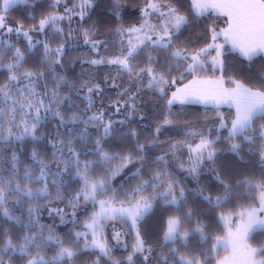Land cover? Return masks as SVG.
<instances>
[{
	"label": "snow or ice",
	"instance_id": "6c2138e0",
	"mask_svg": "<svg viewBox=\"0 0 264 264\" xmlns=\"http://www.w3.org/2000/svg\"><path fill=\"white\" fill-rule=\"evenodd\" d=\"M24 0H0V32L11 34L13 32L20 34L28 41V49L35 47V43L29 34V31H23V25L13 28L6 23L4 13H7L13 5L22 3ZM60 0H56L59 4ZM120 0H113V10L119 12ZM94 7V0H80L79 5H73L72 8L65 7L63 14H49L39 21V25L30 31L43 32L46 26L56 25L58 21L68 19L71 21L73 16H79L81 20L88 15L89 9ZM191 7L195 10L196 15H203L207 10L212 9L219 16L226 18L227 27L216 31L213 27L210 29L212 43L199 51L189 52L185 47H177L173 37L180 32L181 28L189 23V19L181 11L169 3L164 10V6L149 0L141 9V19L138 24L130 27H117L116 33L121 38L120 54L112 59H93L91 64L107 63L117 65L118 70L127 72L129 76L135 74L137 83H140L142 77L140 73L147 72L150 77L148 87L155 89L157 86L168 83L167 76L173 71L181 72V77L185 73L193 76V79L183 88H177L172 93L171 99L167 100L168 106L175 102L180 103L203 101H213L215 104L228 103L235 107V118L231 121L229 129V140L240 139L241 141H252L256 136L259 137L260 147L259 155L261 163L264 164V65L252 75L245 79L229 78V83L234 87H225V81L221 77L216 80H202L198 74L204 69L205 61L210 54V50H215V56L212 57L213 65H218L223 70V60L225 45H230V51L240 54L245 60L252 62L255 57L264 55V0H192ZM78 9V10H77ZM151 10V11H150ZM156 13L160 22L152 23L150 17ZM57 33H62L63 29L56 28ZM96 34L94 29H87L83 32L86 44H91L96 49L104 41L93 40ZM71 33H69V38ZM223 36V43L216 41ZM127 39V46H124V40ZM5 42L0 41V45ZM12 52V63L6 67L10 75L7 82L0 84V141L12 144L13 139L18 142H24L26 137H31L33 141L41 139L38 135V128L46 116L51 114L58 119L59 124L55 134L49 139V144L53 149L51 160L45 158L36 147H33L30 160L31 163L25 165L20 159L18 151L11 153L7 161V167L0 163V216L9 220L15 219L17 223H22L20 217L14 216L13 212L17 205L21 208L27 204L28 224L25 227L28 232L20 241H14L11 236L0 242V264H5L4 253L15 252L19 250L22 256H28L27 264H73V258L79 251L78 244L81 237L84 238L85 248L91 247L97 249L99 256L95 264H99L100 257H110L111 248L104 238L103 227L106 221L119 220L122 223L130 222L131 228L135 231L132 255L128 256L129 264H132L133 255L136 253L148 252L151 254V247L146 248V242L141 237L138 228L139 223L150 213L157 202L158 197H164L166 204H177L184 197V189L180 188L177 193L176 183L171 180H165L166 173L157 171L153 174L151 180H142L123 194L118 193L110 187L109 179H94L89 175L92 161H85L83 165L80 160V153L76 150L73 136L79 140L87 139V127L75 133L73 129H68V135L60 132V128L67 124L83 123L85 126L91 124L97 128H102V135L96 140V151L99 158L103 161H111L115 157L108 152L103 151L101 141L104 137L110 135L113 129V121L104 116L103 111L92 115L84 116L92 106L91 94L101 91L100 85L96 84L88 87L89 93L88 105L83 112L73 111L71 115H66L60 110V105L65 101L72 103L69 97H62L60 93L63 77H56L54 87L49 91L47 85H44V91H38L39 77L43 73H34L32 71H22L25 52L20 48H14L10 43L7 45ZM44 55L49 64L59 63L58 57L63 53L64 46L61 44L53 50L49 43L44 42ZM147 55L145 67L135 72L138 65L135 63L139 55ZM159 51H168L169 59L175 61L174 65L169 66L163 71H157L154 68L159 67L154 53ZM186 65V66H185ZM175 83V81H173ZM116 86V85H113ZM159 91L165 94L164 88L160 87ZM128 89L125 88L121 93L123 97ZM128 100L133 101L135 107V96L129 95ZM119 111L120 101L114 102ZM127 103V100L125 101ZM120 123H123L121 121ZM170 119H165L164 124H170ZM221 127H226L221 116ZM18 130V131H17ZM157 133L160 131L156 129ZM7 132V135L4 133ZM251 133L252 135H249ZM135 135V133H132ZM214 141L200 134V141L195 147L189 145V151L194 154L191 173H196L198 166L204 159L212 160L216 150L213 148ZM173 149L176 145L171 146ZM140 151H143V145H138ZM241 145L233 142L230 151L239 152ZM120 167L112 170L111 177L119 174V171L126 167L133 160L132 156L121 157ZM163 159L162 157L160 158ZM192 159V156H190ZM55 164V170L51 167ZM75 172L79 178L81 187L72 197L68 198V206L72 207V215H75V208L81 200L84 203L91 202L93 206H99L98 211H94L85 224L87 231L77 232L75 234V246H65L64 241L59 237H53L52 230L49 229L47 237L43 233V225L38 231H33L38 224V214L41 208L42 200H51L50 189L55 187L59 189L63 186L65 173L69 176ZM216 179L223 186V195H217L213 198L212 194L204 195L203 192L198 194L208 202L209 205L222 207L223 203L230 198L234 191L242 189L245 184L260 187L264 189V183L252 185L248 180H237L232 182L230 176H221L217 173ZM148 188L153 189L152 195H145ZM159 189V191H157ZM109 192L111 195H109ZM123 195V199L120 196ZM99 197H105L100 199ZM57 199H62L59 191ZM55 211L60 216L61 222L67 215L64 208H52L50 213ZM195 213L189 210L181 216H169L166 222L163 239L166 243L183 241L187 242L190 238L199 233L202 240H207V226L198 218L195 224H192V217ZM238 217L233 222L232 217ZM220 219L225 222L227 233L224 237L217 236V243L223 242L224 246H231L232 255L225 257L218 264H264V244L253 247L249 243V238L254 233L264 234V191L260 196L259 206L241 207L238 211L222 212ZM187 225V227H186ZM89 234L91 240H88ZM7 236V232L5 231ZM122 233L114 232L113 239L119 241ZM45 241L54 243L57 251L49 260L40 254ZM36 249V254H32V249ZM216 245L209 249L208 253H201L200 256L179 254V250L172 248L168 255H162L159 259L161 264H170L169 255L173 257L171 264H211V252ZM145 261L151 264L149 255L144 256Z\"/></svg>",
	"mask_w": 264,
	"mask_h": 264
},
{
	"label": "trees",
	"instance_id": "16d2710c",
	"mask_svg": "<svg viewBox=\"0 0 264 264\" xmlns=\"http://www.w3.org/2000/svg\"><path fill=\"white\" fill-rule=\"evenodd\" d=\"M159 1L172 3L174 7H177L182 14L188 17L189 23L173 37V40L177 47L181 49L186 47L189 52L199 51L212 43L210 29L214 27L217 30L225 25L219 15H196L195 10L191 7L192 0ZM64 2L66 7H72L76 0H65ZM148 2L149 0H120L118 5L120 10L116 12L113 10V0H94V7L89 9V14L85 19L78 20L77 27L82 33L87 29H94L96 34L92 39L105 42L99 45V52L96 53L82 43H75L72 36L69 38V33H73L74 26L65 25L66 37L63 38H61L60 33L50 35L53 30L52 26L44 29L43 32L30 31L39 25L40 19L44 16L56 14L59 11L54 0H25V3L18 4L10 9L7 14L5 13L6 23L13 28L23 25V31H29L33 41L39 43L29 50L28 41L22 32L20 34L0 32V41L5 42L0 45V84L7 82L10 73L6 66L13 62L12 52L7 46L9 43L14 48H20L21 51L25 52L22 71L44 74L39 77L41 87L44 88L46 84L50 91L56 83V77H63L60 87L61 96L69 97L72 101V103L65 101L60 105V110L66 115H71L73 111L77 110L83 112L88 105V87L99 84L101 91L91 94L92 106L84 118L86 119L87 116L102 110L106 120L111 119L113 121L114 131L104 137L101 141V147L103 151L115 158L108 162L99 158L96 151V140L102 135V128H97L91 124L85 126L83 123L67 124L60 128V132L68 135V129H73L75 133H79L81 129L87 127L86 140L82 141L73 136L76 150L80 153V160L92 161L89 175L94 179H109L110 187L118 193L123 194L130 191L142 180H151L155 172L164 171L168 166L172 169L176 153L171 146L176 145L177 147V145L181 146L187 143L194 146L199 143L200 134L209 135L211 138H220L214 143L217 146V152L214 158L209 161V166L210 163L211 166H214L216 174L220 173L222 177L230 176L233 183L242 179L251 181L252 185L264 183V164L261 163L259 155V137L256 136L252 141L229 140L227 130L221 127V116L225 125L231 124L235 118V112L232 108L223 107L219 109L195 104L168 106L167 100L170 99L172 92L187 84L193 78L192 75L185 73L182 78L181 72L173 71L170 76L166 77L169 86L167 85L165 94L162 95L158 87L155 89L148 87L150 78L147 74L140 73L142 80L137 83L135 74L129 76L127 72L118 70L119 66L117 65L107 63L93 65L90 63L93 59L114 58L119 55V35L115 29L138 24L141 19V9ZM65 40L66 44L64 43ZM44 42H49L53 48L65 44L63 55L58 57L59 63L49 64L44 55ZM229 49L230 46H226V52L223 55V70L213 67L210 58L214 52H211L205 61L207 67L198 76H223L227 81L229 78L245 79L254 74L261 65H264V56L262 55L249 62L239 53ZM147 51L145 50V54L137 57L135 63L138 67L135 72H139L140 68L145 67ZM154 56L159 65V67L154 65L157 71H163L169 64L174 65L176 63L169 59L168 51L155 52ZM125 88L128 89V92L122 97L121 93L124 92ZM129 95L135 96V107H133V101L128 100ZM126 100L127 103H125ZM116 101H120L119 111H117V106L114 103ZM166 118L170 119L172 123L164 124ZM121 121L123 123H120ZM58 124V119L49 115L39 125L37 134L41 136V139L33 141L31 137H26L22 143L13 139L11 145L0 141V163L7 167L11 153L18 151L20 159L25 165H28L31 163L30 154L33 147L44 154L46 159L51 160L53 149L49 144V139L55 134ZM157 128L160 129L158 133ZM4 135H7V132ZM249 135L252 134L249 133ZM233 142L241 145L239 152L230 151ZM138 145H143V151H140ZM178 154L187 156V148L181 147ZM164 155H166V159L161 160V156ZM125 156H132V162L123 167L116 177H110L107 166L113 167V165L120 164V158ZM51 167L55 170L54 163ZM186 179L189 190L185 192L186 199L183 205L175 208V206L163 202V198L157 199L153 210L139 223L140 235L146 242V248L151 247L152 252L151 254L148 252L136 253L133 255L132 264H148L144 259L145 255H149L151 264H161L159 258L162 255H168L172 248L178 249L179 254L183 255L200 256L202 252L208 253L209 249L215 245V236L223 235L226 232V227L220 219L221 213L237 211L241 207L256 206L259 199L249 191H263L260 187L245 184L242 189L234 191L222 207H215L209 205L198 194L199 192H203L204 195L211 193L213 198L217 195H223V186L215 176L202 175L197 180L200 183V189H196V182L193 181L195 179L189 177ZM80 187L81 182L75 176L74 170L71 176L65 173L63 186L59 189L51 188V200H44L45 205L40 216L37 217L38 224L35 231H38L43 225L45 237L48 236L49 229H51L53 237H59L64 241L65 246H75V234L85 230V224L89 217L98 210V205L94 207L91 202L86 204L81 200L75 208V215H72L73 209L68 206V198L75 195ZM58 191L62 199L56 198ZM109 195H111L110 192ZM122 198L123 195L120 196V199ZM52 208L65 209L67 215L64 216L63 222L55 211L50 213ZM189 210L195 213L192 217V224L194 225L198 218L207 226L209 238L202 240L200 234L196 233L187 242L166 243L163 236L168 217H183ZM27 224L26 220L23 224L0 220V242L6 240L8 236H11L14 241L22 240V237L28 232L25 227ZM128 226L120 222L119 225L118 222L108 224L105 236L111 248V256L100 257L99 264H129L127 258L132 255L135 231L132 230L131 225ZM115 231L122 233L119 241L113 239ZM249 240L253 247H258L264 244V234L254 233ZM44 247L46 250L49 249L48 252L55 253L57 251V246L54 243L45 241L40 254L43 253ZM78 248L79 251L73 258V264H95L99 256L97 250H84L82 243L78 244ZM31 251L33 255L36 254L35 248ZM214 253L215 250L211 252V264H216L217 258ZM28 259V256L21 254L15 256L16 264H24ZM172 260L173 257L169 255L170 264Z\"/></svg>",
	"mask_w": 264,
	"mask_h": 264
},
{
	"label": "rangeland",
	"instance_id": "374dc122",
	"mask_svg": "<svg viewBox=\"0 0 264 264\" xmlns=\"http://www.w3.org/2000/svg\"><path fill=\"white\" fill-rule=\"evenodd\" d=\"M65 0H60V3L59 4H56V0H54V4L58 7V13H56V14H63L64 13V9H65V2H64ZM154 2H157V3H159V4H161L162 6H164V10H166V7H167V5H168V3H166V2H162V1H159V0H154ZM23 3H25V0H24V2H22V3H17V4H15V5H13V7H15L16 5H18V4H23ZM79 3H80V0H76V2L74 3V5H79ZM12 7V8H13ZM73 7V6H72ZM72 7H68V8H72ZM12 8H10V9H12ZM9 9V10H10ZM8 10V11H9ZM78 10V9H77ZM151 11V10H150ZM205 13H212V14H216L215 13V11H213L212 9H209V10H207ZM7 14V13H6ZM6 14L4 13V15L6 16ZM88 14H89V11H88ZM88 15H86L85 17H84V19L87 17ZM158 17V14H156V13H154L153 15H152V17H150V20H151V22L152 23H159L160 22V20L157 18ZM220 17H222V16H220ZM222 19H223V22H224V27H222V28H219V29H217L216 31H220L221 29H223V28H226L227 27V24H226V18L225 17H222ZM78 20H81V18L79 17V16H73L72 17V19H71V21H69L68 19H64V20H62V21H58L57 22V24L56 25H52V27H53V30H52V32L50 33V35L52 34V33H57L56 31H55V29L56 28H61V29H63V32L62 33H60L61 34V38H63V37H66L65 36V31H66V26L65 25H68V26H74L75 28H74V30H73V33H71V36L73 37V40H74V42L75 43H77V44H79V43H82L83 45H86V46H88L90 49H92L94 52H96V53H98L99 52V46L96 48V49H93V47H92V45L91 44H86L85 43V41H84V36H83V33L78 29V27H77V22H78ZM50 26H46L45 27V29H47V28H49ZM184 27V26H183ZM182 27V28H183ZM181 28V29H182ZM80 41H82V42H80ZM118 42H119V46H118V53L120 54V50H121V38L118 36ZM217 43H223V41H216ZM47 43H49V42H47ZM64 43L66 44V40L64 41ZM36 44L37 43H35V46H36ZM50 44V43H49ZM65 44H63V46L65 47ZM50 46H51V48L53 49V50H55L56 48H53L52 47V45L50 44ZM124 46L126 47L127 46V39L125 38V40H124ZM226 46L227 45H225V48H224V53L226 52ZM211 52H214V54L212 55V57L213 56H215V50L213 49V50H210V53ZM238 53V52H237ZM63 55V53L59 56V57H61ZM212 57L210 58V62L212 63ZM115 58V57H114ZM103 59H112V57H109V58H104L103 57ZM221 59L223 60V66H224V58H223V56L221 57ZM212 65H213V63H212ZM207 67V63L205 62V64H204V68H206ZM213 67L214 68H216V69H221V67L220 66H218V65H213ZM142 74H147V72H143ZM148 75V74H147ZM223 78L224 79V81H225V84H224V86L225 87H234V85H232V84H230L228 81H227V79H225L223 76H198V78L199 79H202V80H216V79H219V78ZM150 78V77H149ZM193 78H191L190 80H189V82L192 80ZM188 82V83H189ZM187 83V84H188ZM167 85L169 86V83H167L166 85H161V86H157L158 88H160V87H163L164 88V91H166V88H167ZM186 85V84H185ZM184 87V85L183 86H181V87H179V88H183ZM37 90L38 91H41V92H43L44 91V88L43 87H41V85H40V83H39V80H38V86H37ZM176 90H174L173 92H175ZM172 92V93H173ZM172 95V94H171ZM170 99H171V96H170ZM178 104H195V105H202V106H207V107H209V106H211V107H217V108H219V109H221V108H223V107H228V108H232L233 110H234V112H235V107L234 106H230L228 103H223V104H219V105H217V104H215L213 101H211V100H209V101H207V102H203V101H193V102H185V103H180L179 101H177V102H175L173 105H171V106H174V105H178ZM236 114V113H235ZM41 115L42 116H49V115H51V114H45L44 112H43V110L41 111ZM46 119V118H45ZM45 119L44 120H42L41 122H44L45 121ZM41 124V123H40ZM223 129H225V130H227V136H229V129L231 128V124H228V125H226V127H222ZM208 139H210V140H213L214 141V143H216V141L218 140V139H220V138H211L209 135H207L206 136ZM189 145L190 144H182L181 146H178L177 145V147L174 149V152L176 153V155L174 156L175 157V159L173 160V162H174V167L172 168V169H170V166H168V167H166V169L163 171L164 173H166V175L164 176V179L167 181V180H171V181H174L175 183H176V190H177V193L179 192V189L180 188H183L184 189V197L181 199V201L179 202V203H177V204H169V205H173V206H175V208H178V207H180L181 205H183L184 204V202H185V199H186V194H185V192H187L188 190H189V186H188V183H187V177H189L190 179H195V180H193V181H195L196 182V189H200L199 188V185H200V183H198V179L202 176V175H205V174H210V175H212L213 177L215 176L216 177V170H215V168H213L214 166H211V163H210V166H209V161L210 160H207V159H204L203 160V162H201L200 164H199V166H198V169H197V172L196 173H191L190 171H189V169L193 166L192 165V160L193 159H195V156H194V154H191L190 153V151H189ZM186 147L187 148V150H188V155L187 156H184V155H182V154H178V151H180V149H181V147ZM192 147H195V145L193 146V145H191ZM213 148L216 150V152H217V146H215V145H213ZM216 152H215V154H216ZM183 153V152H182ZM190 156H192V159H190ZM163 159H166V155H164V156H161ZM214 158V157H213ZM85 162V160H82L81 161V164L83 165V163ZM120 167V164H116V165H113V167L112 166H107V168L109 169V174H110V177H111V172H112V170H114V169H117V168H119ZM117 176V175H116ZM115 176V177H116ZM157 191H159V189L157 190ZM263 191H264V189H263ZM249 193H251L252 195H256V197H258V199H259V202L257 203V207L259 206V204H260V196H261V193H262V190H258V191H256V192H252V191H249ZM153 194V189L152 188H148V190L145 192V195H152ZM100 199H103V198H105V197H99ZM163 198V202H164V197H158V199H162ZM123 199V198H122ZM41 208H40V210H39V214H38V216H40V212H41V210L43 209V207H44V205H45V202H44V200H42L41 201ZM155 205V204H154ZM154 208V207H153ZM98 210H99V206H98ZM97 210V211H98ZM153 210V209H152ZM20 211V212H19ZM238 211V210H237ZM27 213V207H25V205H24V207L23 208H21V206L20 205H17L16 207H15V209H14V212H13V215L14 216H18V217H20V219H21V221H22V223L21 224H23V222H24V220H26L27 222H28V215L26 214ZM232 219H233V222H235L236 220H238V217H236V216H233L232 217ZM0 220H3V221H9L10 223H17V221L15 220V219H12V220H9V219H7L6 217H3V216H0ZM111 222H118V225H119V222L120 223H122L121 221H119V220H116V221H106L105 223H104V227H103V233H104V238L106 239V241H107V243H108V245H109V242H108V240H107V237L105 236L106 235V227L108 226V224L109 223H111ZM222 223L225 225V222L222 220ZM125 226H127V227H129L128 225H130V222L128 223V224H125V223H123ZM115 226L117 227V224H115ZM36 227H37V225H36ZM226 227V226H225ZM1 228V227H0ZM36 230V228L35 229H33V231H35ZM85 231H87V229L85 228V230H83V232H85ZM105 231V232H104ZM226 233H227V227H226V232H224V234L223 235H220V237H224L225 235H226ZM219 236V235H218ZM217 236H215V238H216ZM88 240L90 241L91 240V235L89 234V236H88ZM79 243H82L83 244V247H84V250H97V249H94V248H91V247H88V248H85V246H84V238L83 237H81V239H80V241H79ZM249 243H250V240H249ZM251 244V243H250ZM215 245H216V248H215V253H214V255H215V257L217 258L216 259V264H218V262L219 261H221V260H223L225 257H230L231 255H232V249H231V246L229 245V246H227V247H225L224 246V244H223V242L221 241L220 243H217V241H216V239H215ZM109 247H110V245H109ZM49 251V249H47L46 250V247H44V249H43V253L41 254V255H43V256H45V258L46 259H51L53 256H54V252H48ZM98 251V250H97ZM20 254V252H19V250H16L15 252H7V253H4L3 254V256H4V260H5V264H16V262H15V256L16 255H19ZM28 261V260H27ZM27 261L24 263V264H27Z\"/></svg>",
	"mask_w": 264,
	"mask_h": 264
},
{
	"label": "crops",
	"instance_id": "0c3cea01",
	"mask_svg": "<svg viewBox=\"0 0 264 264\" xmlns=\"http://www.w3.org/2000/svg\"><path fill=\"white\" fill-rule=\"evenodd\" d=\"M209 14H212V13H204L203 15H209ZM214 15H217V14H214ZM218 41H224L223 36H221V37L218 39ZM227 46H230V45H227ZM234 52H235V51H234ZM262 56H264V55H262Z\"/></svg>",
	"mask_w": 264,
	"mask_h": 264
}]
</instances>
